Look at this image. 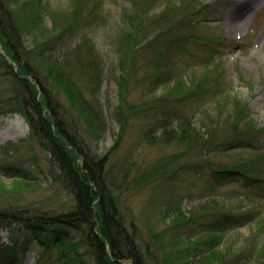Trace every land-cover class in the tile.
Returning <instances> with one entry per match:
<instances>
[{
    "label": "rangeland",
    "instance_id": "rangeland-1",
    "mask_svg": "<svg viewBox=\"0 0 264 264\" xmlns=\"http://www.w3.org/2000/svg\"><path fill=\"white\" fill-rule=\"evenodd\" d=\"M7 1V5L40 1L51 13L45 21L49 28L52 14L62 18L70 13L69 16L75 19L74 35L66 41L59 39L48 47L51 54L61 59L65 58L66 52L80 47L83 60H89L90 53L95 57L91 60L95 64L90 67L91 81L81 68L71 74L74 84L84 90L83 106L90 113L86 116L88 120L79 118L80 112L74 110V106L72 108L70 98L64 92L47 86L54 102L69 111L67 118L77 120V132L86 151L106 158L111 180L120 187L121 210L128 225L134 222L141 230L145 250L155 257L150 258L151 264H165L163 252L153 235L158 234L165 243L173 241L168 231L171 219L167 215L172 206L183 205L184 210L189 211L212 198L232 194L238 199L249 195L264 208V189L246 188L242 181L235 179L219 182L208 168L211 165L220 169L227 161L226 155L212 154L206 158L201 152L188 153L174 146L153 147L145 137L156 119L164 116L155 100L164 91L163 82L172 75L166 74L154 82L152 79L166 67L177 74L173 77L175 80L184 73L193 77L196 83L205 80L212 85L218 79L222 91L239 93L249 102L258 122L264 126V0H86L88 8L80 18L76 15L81 5L75 0ZM190 4L200 5V10L194 8L192 13L188 8ZM134 5L144 7L149 19L155 21L147 38L160 37L168 31L167 26L172 21L184 22V30L191 33L192 38L173 43L160 39L147 49H137L147 39L130 41ZM145 22L149 23L148 20ZM197 22L199 26L195 27ZM236 24L241 25L239 30L231 28ZM143 33L145 35V30ZM173 37L178 38L177 32ZM25 41L34 46L31 36H25ZM127 42L131 43L132 52L121 57L120 50ZM167 46L170 48L166 49ZM2 55L7 58L4 52ZM3 65L0 55V165L8 163L13 170H3L1 174L0 191L4 195H0V204L21 206L20 210L25 212L28 208L47 213L66 212L73 205V197L57 170H51L49 152L43 149L39 140L31 138L30 124L15 111V99L11 98L14 77ZM205 93L201 101L208 108V102L214 97L208 91ZM195 100L193 102L198 101ZM193 102L179 106L173 114L193 119L199 128L198 117L205 107ZM90 120L92 127L88 124ZM17 182L24 184H20L24 190L14 192L13 184ZM26 186L28 190H25ZM249 202L254 203V200ZM236 223L222 228L221 247L232 241L240 244L244 239L250 226L244 220ZM0 233L1 243H7L10 230L3 228ZM27 237L22 232L21 238ZM59 256L56 249L41 248L32 236L29 249L17 264H54ZM233 264L247 263L237 260Z\"/></svg>",
    "mask_w": 264,
    "mask_h": 264
},
{
    "label": "trees",
    "instance_id": "trees-1",
    "mask_svg": "<svg viewBox=\"0 0 264 264\" xmlns=\"http://www.w3.org/2000/svg\"><path fill=\"white\" fill-rule=\"evenodd\" d=\"M6 1L0 0V55L3 66L10 69L9 74L14 77L13 106L30 124L31 138L39 140L43 149L49 152L50 168L57 170L60 180L73 197V205L66 212L47 213L31 208L25 212L20 210L21 206L0 204V229L10 230L7 243H1L0 239V264H17L29 249L32 236L44 250L59 251L60 256L54 264H90V261L91 264H151L150 258L155 257L145 250L141 230L134 222L129 226L121 210L120 187L111 180L106 158L76 152V147H86L77 132V120L67 118L69 111L54 102L47 86L64 92L70 98L72 108L74 106V110L80 112L79 118L88 120L86 116L90 113L83 106L84 90L74 84L71 74L81 68L91 81L90 67L95 66L91 61L94 56L90 53L89 60H83V49L80 47L66 52L63 55L65 58L61 59L51 54L48 47L59 39L60 42L66 41L74 35L75 19L69 16L70 13L62 18L52 14L49 28L45 21L51 13L40 1H26L20 5H7ZM75 2L81 5L76 15L80 18L88 5L86 0ZM134 7L130 41L134 43L141 38L147 39L137 49H147L160 39L173 43L192 38L193 35L184 30L185 23L179 21H172L167 26L168 31L160 37L147 38L148 30L152 29L155 21L149 19L143 11L144 7ZM188 8L193 13L194 8L200 10V5L190 4ZM198 26L199 22L195 24V27ZM176 32L178 38L173 37ZM25 36L32 37L34 46L28 45ZM2 50L9 60L2 55ZM131 52V43L127 42L120 50V56H129ZM170 73L172 77L163 82L165 88L161 97L155 100L164 116L158 117L145 133L150 145L174 146L188 153L198 151L206 158L212 154H224L227 161L220 169L211 165L208 167L217 180L235 179L245 186L264 189V142L260 144L264 141V126L258 122L249 102L239 93L222 91L218 79L212 85L205 80V83H196L193 77L184 73L175 80L173 77L177 74L170 67L161 69V74L154 76L152 81ZM206 91L214 97L208 102V108L201 101ZM195 99L198 101L193 102ZM190 101L205 107L198 117L199 128L193 119L173 114L174 109ZM88 124L91 126L92 120ZM3 170L10 172L13 169L4 162L0 165V177ZM20 184L24 185L21 182L13 184L14 192L24 190ZM1 194L4 195L2 190ZM251 200L250 197L238 199L231 194L212 198L189 211L184 210L183 205L172 206L167 215L171 219L168 231L173 241L165 243L158 234L153 235L163 252L165 264H233L237 260L247 264H264V208L255 201L249 202ZM240 220L250 226L244 239L240 244L232 241L221 247L222 228ZM22 232L28 237L22 239Z\"/></svg>",
    "mask_w": 264,
    "mask_h": 264
},
{
    "label": "bare ground",
    "instance_id": "bare-ground-1",
    "mask_svg": "<svg viewBox=\"0 0 264 264\" xmlns=\"http://www.w3.org/2000/svg\"><path fill=\"white\" fill-rule=\"evenodd\" d=\"M234 21V20H233ZM233 23V22H232ZM231 28H234V29H237L238 28V30L241 28V25H235V26H233V27H231ZM1 49H2V46H1ZM2 53L4 52V50H2L1 51ZM5 53V52H4ZM15 65V64H14ZM16 70H17V68H16ZM101 124V123H100ZM76 149V152H79V153H84V154H86V155H90L87 151H86V149L84 148V147H81V146H78V147H76L75 148ZM82 150H84L85 152H83Z\"/></svg>",
    "mask_w": 264,
    "mask_h": 264
}]
</instances>
